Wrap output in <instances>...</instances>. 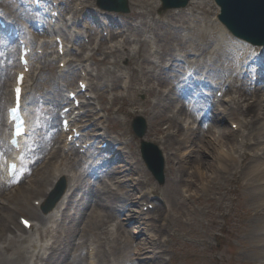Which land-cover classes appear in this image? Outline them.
Segmentation results:
<instances>
[{
  "label": "bare ground",
  "instance_id": "bare-ground-1",
  "mask_svg": "<svg viewBox=\"0 0 264 264\" xmlns=\"http://www.w3.org/2000/svg\"><path fill=\"white\" fill-rule=\"evenodd\" d=\"M20 1L25 0H0V17L8 23V27L12 25L16 31H20L22 34L20 37L27 44L34 42L28 31H24L17 17L27 22L32 31L35 29L54 33L45 36L42 40L38 39L33 47L34 51L42 48L43 53V46H50L56 36L61 37L64 43L62 55L57 53L55 44L52 57L47 61V52H45L42 55L45 58L44 64L33 65L31 76L26 73L23 103L26 105L27 102H32L39 97L37 95L40 92H44L41 97L45 103L52 106L53 110L55 106L64 102L71 104L72 101L68 102L66 95L62 94L57 80L62 78L67 81V91L72 88L77 89L78 85H74L73 81L77 73H80L78 80L86 82L87 89L85 95L83 93L80 96V105L71 108L67 112V117L71 126L78 127L82 131L81 137L86 138L81 142L91 141V146L79 154V148H74L65 140L71 130L64 133L60 125L56 127L58 115L51 112V106L48 107V112H51L48 117L53 124L50 127L42 124L43 104L39 105L34 119L28 121L29 130L33 128L31 137L27 139L20 152H14L18 155V159L23 156L25 173L30 176L28 180L24 182L23 179L14 187L15 193L4 191L8 190L10 182L4 173L3 163L6 157L12 154L6 143L8 128L5 108L12 102L11 86L19 64L17 44L6 36V30L0 29V155L3 154V159L5 158L3 163L0 158V264H19L23 260H27L29 264L36 262V264L40 262L42 264H167L174 257L171 255L168 261H165L164 252L180 242L176 231L194 241L191 249L199 259L206 260L211 257V248L206 246L207 238L212 233L211 228L206 227L200 231L198 221L201 216L209 218L210 225L214 224L215 220L211 218V214L214 209L223 206L219 192L222 186L215 180H210L199 187L209 191L208 198L203 197L200 189L184 195L182 186L187 191L186 189L195 185V179L188 178L186 167L191 161H200L201 165L211 166L212 162L201 157L204 151L201 149L205 146L215 148L214 141H220L228 148L222 146L218 148V155L215 156L219 163L217 171H230V175L234 176L237 173L236 165L240 164L242 168V162L250 160L243 170L249 187L254 178L264 174V109L262 114L256 112L264 107V93L259 94L260 86H257V90L250 92L251 103H246L243 107L248 92L245 87L246 82L243 80L240 85L234 84L236 78L245 79L250 71L253 72L252 75L256 74L253 71L256 68L255 71L260 75V79L264 80V73H261L264 71V47L260 46L262 47L260 55L256 52L255 55H250L252 52L248 53V49L245 50L243 46L248 44L232 36L217 18L219 7L213 0H190L185 7L170 9L163 16L156 18L151 15L153 10L162 7L159 0H134V4L139 8H131L126 16L117 20V25L108 18L106 11L100 10H110L111 6L108 5L111 0H101L105 5L99 6L100 9L94 7V11L88 10L94 5L91 4V0H84L79 3L81 4L79 7L74 3L71 24L78 23L82 21L80 18H83L95 26H100L96 17L101 16L104 19L102 29L109 30V38L120 36L122 40L110 44L105 50H94L92 47L94 52L90 54L84 52L81 57L72 60L68 57L69 52L72 51L69 43L71 39L80 43L81 34L67 36L66 32L57 26L58 19L55 24L50 25L48 20L52 15L47 19L38 10L33 14L34 9L25 5L23 10L15 8ZM41 1L42 9L50 6L49 0ZM95 1L98 6V0ZM232 1L238 3V6L228 7L227 16L230 20L244 19L242 7L239 6L242 0ZM132 4L127 2L128 9ZM51 9L54 7L48 12H51ZM247 19L252 23L250 18ZM252 24L258 28L256 24ZM112 28H116V31ZM263 29L261 32L264 33ZM92 30L94 28H88L86 32L90 35ZM258 30L260 32L259 28ZM143 34L144 37L140 38ZM170 40H175L176 47L170 43ZM132 43H136V46L132 47ZM154 43L160 44L154 48ZM80 44L88 50L86 45L82 42ZM96 51H100L103 57L94 56ZM15 54L16 59H14ZM53 56L58 58V62H63L64 68L58 66L57 71H51L50 75L44 74L45 65L52 61ZM108 57L113 58L110 62L112 67L100 68L101 64L109 62ZM122 58L128 61L126 69L119 66V60ZM89 62L98 68L94 75L96 82L87 81V76L92 74L88 67ZM132 63H135L136 67L131 66ZM38 68L40 73L34 78L32 75L36 74ZM29 78L34 81L30 83ZM120 86L126 92L124 94L128 99L126 104L129 103L134 111H139L150 119L146 134L156 137L155 134L158 132H164L160 139L162 141L160 147L163 150L162 159L164 156L167 161L169 176L167 188L171 194L168 198L164 197V191L159 190L142 172L130 141L124 139V131L112 137L108 135V127L115 119L113 113L125 112L126 109L123 111L121 108H113L112 105L118 98L117 94L110 98V105L106 106L105 93ZM198 86L202 89L223 86L225 94L214 102L205 96L202 89L197 92ZM232 88H235V91ZM93 89L97 91L95 103L90 97L88 99L85 97ZM32 90V97L26 95ZM217 90L219 89L215 92ZM136 92L144 95L145 98L141 102L134 96ZM24 99H28L27 102ZM223 102L226 103L224 107H222ZM213 106L218 108V113L222 114L224 119H230V125L236 123L237 129L234 132L237 140L234 143H231V133L220 129L213 141L202 138L204 133H210L216 127L214 124V121L218 120L216 115L209 116ZM201 110L203 112L199 121L201 126L203 123L202 129L199 126L194 128L192 124ZM74 112H80L81 117L76 120ZM238 113L244 116L250 114V119L243 121L236 117ZM82 118L87 120L83 121ZM122 121L123 119L121 123H125ZM163 121L168 122V125L161 129L158 126ZM92 126L96 127L97 131L93 132L94 136L88 137ZM172 126L176 127L174 132L168 130ZM100 138L108 143L105 149H101L97 144ZM55 142L57 145L52 147ZM246 144L251 146L252 152L242 151V147L247 146ZM66 149L71 151V155L65 152ZM109 152L112 153L109 155ZM39 159L41 163L37 162ZM191 173L197 174L200 179L205 177L201 167H195ZM57 178L67 180L66 191L55 205V210L40 213L39 209L52 197H56L59 186L52 189L48 197L46 194L48 186H51L53 179ZM253 187L259 188L258 190L264 193V182ZM29 196L32 197V201L39 200V204L29 206ZM158 196L165 202H170L169 206H166L167 210H164L160 200L156 203L152 200H158ZM191 201L197 202V208L191 207ZM261 202L264 206V199ZM149 205L152 209H156L155 214L152 213ZM128 209L133 213L128 214L129 217L123 223L118 216L123 210ZM13 210L15 212L22 210L31 214L29 220L32 221V226L29 230L32 232L34 226L36 234L31 236L11 230L16 226L11 212ZM181 214L186 215L183 221L180 219ZM132 222L135 223V230L131 232L136 235L141 234L137 240H134L127 228ZM23 230L26 232L24 228ZM261 232H264V227ZM76 233L80 235L78 241L74 240ZM181 243V246H187ZM199 245L205 246L209 253L203 250L205 248H197ZM173 251L175 252L174 249ZM200 251L202 252L198 253ZM256 257L258 259L251 264H264V252H256ZM218 259L224 261L220 254Z\"/></svg>",
  "mask_w": 264,
  "mask_h": 264
},
{
  "label": "rangeland",
  "instance_id": "rangeland-1",
  "mask_svg": "<svg viewBox=\"0 0 264 264\" xmlns=\"http://www.w3.org/2000/svg\"><path fill=\"white\" fill-rule=\"evenodd\" d=\"M84 2V0H50V4H58V9L60 11V20L58 21V26H60L65 32L66 34H72L75 35L77 33L81 34L80 37V41L86 45L88 47V50H85L82 48V46L79 45V43H77L75 46L72 45V49L74 48V51H72L69 55L70 59H78L79 57L82 56V54L85 53H92L94 52L92 47H94L95 49H108V46L112 43H119L122 40V37L118 36L117 38H111L109 39V30H103L102 27L104 26V19L100 16V18L96 17V21L98 20V22H100L98 25L100 26H95L93 23H90L89 21L84 20L83 18H80L82 21L78 22V23H74L71 24V20L73 19V10L75 8L72 9L74 3L76 4V7H79L80 2ZM128 4L131 2L133 3L132 6L129 8L128 11L126 12H117V11H107V10H103L99 8V4L97 6V2L95 0H91V4H94L93 6H91L88 10H92L94 11V7L102 10V11H106V15L108 16V18H110V20L117 25V20L120 19V17L126 16L131 8L134 9H138L139 7L136 6L134 4V0H127ZM150 1V0H149ZM190 0H188L189 2ZM187 2V3H188ZM96 4V5H95ZM31 7L32 5V0H25V1H20L19 3H17L15 5V8L17 9H21L23 10L24 7ZM187 5V4H186ZM51 7V6H50ZM49 7V8H50ZM49 8L44 9L42 11H40V14L43 13V15L46 17V12L49 10ZM158 9V8H157ZM157 9L153 10L152 13V17H158V16H163L164 13H158ZM33 13V12H32ZM17 16V15H16ZM150 16V15H149ZM212 17V14L210 15ZM18 18V17H17ZM148 19V16L146 17ZM18 20H20L21 24H25V21L21 18H18ZM137 21L139 20L136 19ZM46 22V21H45ZM46 24V23H45ZM113 24V25H114ZM28 25V24H27ZM24 26V25H23ZM88 28H94V30L91 31L92 34H88V32H86V30ZM113 31H116V28H112ZM168 30V28H167ZM47 32V31H46ZM157 32H159V29L157 28ZM172 32V31H171ZM41 34H45L44 32H39V31H33L32 34H29L30 37H36L38 38ZM85 34V36H84ZM168 36V35H167ZM132 37V35H131ZM144 37V34L140 36V38ZM173 46H175V40H170ZM75 44V42H74ZM160 44V43H159ZM159 44H153L154 48L156 46H158ZM132 47L136 46V43H132L131 44ZM176 47V46H175ZM245 50L248 49L247 46H245ZM85 48V47H84ZM46 52L47 54L50 56V52L51 50H54V45H50L49 47H46ZM44 49V50H45ZM40 50V49H39ZM186 51V50H185ZM172 52H174V50H172ZM249 52V50H248ZM178 53V52H176ZM98 58H102L103 55L101 54L100 51H96L95 55ZM49 58L47 56V61L49 60ZM14 59H16V54L14 55ZM44 59L45 58H41L40 59V64H44ZM112 57H108L109 62L105 63V64H101L100 68H107L108 66H110V68L112 67L110 62L112 61ZM128 65V61L126 58H122L121 60H119V66L120 68H125ZM60 66V62H57V59H53L52 61H50L48 63V65H45V71L44 74L50 75L51 71H57V67ZM131 66L136 67L135 63H132ZM62 68V67H61ZM118 67V69H120ZM89 70L91 71V75L88 76L89 78V82H96L97 79L95 78V73L98 71V68L96 67V65H94L93 63L89 62ZM100 71V70H99ZM122 71V70H121ZM39 69L36 70V75H38ZM256 78V80H255ZM246 82V89L248 90V92L246 93L245 97L246 100L244 102V106L246 105V103H251L252 101V95L250 94V92L252 93L254 90H257V86L259 85L260 90H258V93L263 94L264 93V86L262 87L259 83H262V80H258L257 75H252V72H249V74L245 77V79L243 78L238 79L236 78L234 80V84L235 85H240L242 81ZM253 80H255V83H251ZM76 81V78L74 79V83ZM57 82L59 83V86L61 87V92L64 93L66 92V90L64 88L66 82H64V80L62 79H58ZM254 82V81H253ZM256 85V86H255ZM135 88H137L136 85H134ZM233 91H235V88H232ZM217 91L222 92L221 95H217ZM216 93L214 94V90H212V95L214 96V98H219L222 97V95L225 93L222 88H220V90H217ZM33 92V90L31 91ZM27 93V95H29L30 97H32V93ZM94 92L93 97L96 95V90L94 89L92 91V93ZM218 92V93H219ZM44 94V92H40L37 96H39L38 98L32 100V103H30V112H31V117L32 119H34L35 115L37 114L36 108L37 110H39V105H42L41 108L43 110V114H44V118L42 119V124H44L45 126H52L53 123H50V113L53 111L55 113V115H57V108L58 106H55L54 110L52 109V106L50 104H47L44 102V99L41 97ZM115 94L118 95V98L114 101L113 103V108L117 109V108H121L123 111L124 109L125 112H117V113H113V116L115 117V119L113 121H111L110 126L108 127V135L110 137L116 135L118 132L124 131L125 133V137L124 139L129 140L130 141V145L133 149V153L136 156V159L138 160V165L141 166L142 172L146 175V177L159 189V190H163L164 191V197L168 198L171 194L169 193V189L167 188L168 185V172H167V168H166V159H164V181L162 183H159L157 180H155V178L152 176V174L150 173V171L146 168L145 163L143 162L142 158H141V154H140V144H139V138L136 137L132 131L131 128V120L133 117H135L136 115H141L145 121H146V131L148 129V121H150L149 118L145 117L144 115H142L139 111H134L129 103H127L128 99L127 97H124V94H126V92L124 91V89L120 86V88L117 89H113L111 91H108L105 93V102L104 104L106 106L110 105V98H112ZM264 95V94H263ZM119 96H122V98H119ZM136 99L138 101H142L145 97L142 93H138L136 92L135 95ZM218 96V97H217ZM92 102H96L95 98L91 99ZM226 103H223L222 107L225 106ZM93 105V104H91ZM220 105V108H222ZM51 106V112H48V107ZM140 108V107H139ZM2 109V107H1ZM226 109V108H225ZM264 107H261V109H258L256 112H259L260 114H262L261 112L263 111ZM227 110V109H226ZM218 108L214 107L212 108V110L210 109L209 111V116L211 115H216V118L218 120L214 121V124H216V127L212 129V131L210 133L206 132L204 133L202 136V138H204L205 140L210 139L211 141L214 140V138H216V136H218V129H220L221 131H228L231 133V143H234L235 140H237L236 134H235V129H233L232 127H230V119H224L222 114L218 113ZM102 112V111H101ZM167 112V111H166ZM165 112V113H166ZM126 113V114H124ZM249 113V112H248ZM250 114L244 116L241 113H238L236 115V117H238L239 119L243 120V121H248L250 119ZM49 116V117H48ZM222 117V118H219ZM198 118V117H197ZM121 119H123L122 122L125 123H121ZM115 122V123H114ZM256 123V122H255ZM207 124V121L205 123V125ZM209 124V123H208ZM168 125V122L163 121L162 123H160V125L158 126L161 129H164L165 126ZM193 127H202L201 126V122L200 121H194L193 122ZM204 125V126H205ZM58 126V120L56 121V127ZM176 126H178V124H176ZM179 128V127H178ZM182 129V127H180ZM97 128L92 126V129L89 130V135L95 131ZM176 129L175 126H172L171 128H169V131L174 132ZM202 129V128H201ZM183 130H185V128H183ZM146 131L143 135V139L150 141L154 144H156L161 153H162V148L160 146H162V141L160 139H162V136L164 135V132H158L155 136H153L152 134H146ZM109 137V138H110ZM180 137V136H179ZM230 137V138H231ZM101 140V139H100ZM98 140L97 144H99ZM175 140V139H174ZM251 141H253V139H251ZM249 141V142H251ZM176 142V140H175ZM228 142V140H227ZM57 142H55L52 147L56 146ZM213 145L215 146V148L211 147L209 148V146H205L203 149L204 150L201 153V157H204L207 161L212 162L211 166H209L208 164H202L200 163V161H191L190 164L187 165V176L189 179H195V185L193 187H190V189H186L187 191H185V187L182 186V193L184 195H187L188 193H192L194 192L193 190L197 191L198 189H200L199 187H201L202 183H206L209 182L210 180H215L216 182H218L222 188L219 189V192L221 193V200L220 202H222V205L220 208L218 209H214L213 210V214H211V218H213L215 220L213 225H210V221L209 218H202L201 216H199L200 221H198V224H200V226H198V229L200 231L204 230L206 227H210L211 228V235L207 238V242H206V246L211 248L210 252L212 254L211 257H208V259L206 260H202L199 259L198 256L195 254L194 250L191 249V245L194 244L193 240H190L189 237L183 235L181 232H175L177 237L180 239L179 243L174 244V248H170L168 249V251L164 252V258L165 261H168V257H170L171 255H173L174 258H172L171 262H168L167 264H251L252 261H255L258 259V257H256V252H264V232H261V230H263L264 227V206L262 205L261 200L264 199V193L261 192L260 190H258L259 188L257 187H253L255 184H259L260 182H264V174L260 177H256V179L254 178L252 181L251 186L249 187L247 182H246V177L244 176V167L246 166V164H248V162L250 160H245V162H242V168L240 164L236 165L237 168V173L234 176H231L230 171L227 172H221V171H217L216 169L219 167V163L218 161L215 159V156L218 155V148L219 147H224L225 149H227V145L222 144L220 141H214ZM247 146H243L242 147V151L246 150L248 152H252L251 146H249L248 144H246ZM174 146V144H173ZM176 146V145H175ZM251 149V150H250ZM165 150V149H164ZM259 150V149H258ZM167 151V150H165ZM66 152V151H65ZM261 152V151H260ZM112 153V152H111ZM109 152V155L111 154ZM68 155H70V153H68ZM163 155V153H162ZM47 156V155H46ZM2 157V155L0 156ZM45 157V155H44ZM73 157V156H71ZM41 163V159H39L37 162ZM36 162V163H37ZM25 163V159L22 157V166ZM195 167H201L203 170V173L205 175L204 179H200L197 174H192V170ZM25 168L22 167L21 172L18 173V176H16V179L12 180L10 182V185L8 186V190L5 189V192H16V190H14V187L20 183L21 180L24 179V182L26 180H28L29 176L28 174L25 173ZM233 171V170H231ZM63 185H64V191L63 193L66 191V185H67V180L65 178H63ZM61 182L60 178L57 179H53V182L51 184V186H48L47 189V194L46 196L48 197L49 193L51 192L52 189H54V187ZM26 186V184H25ZM254 188H257V190H254ZM200 193H203V197L204 198H208L209 197V191L207 189H200ZM63 195V194H62ZM61 195V196H62ZM61 198V197H60ZM181 198V197H180ZM4 200V199H3ZM60 200V199H59ZM59 200L55 203V205L59 202ZM154 201V203L158 202L159 200L162 203V206L164 208V210H167L166 206L168 205V203L170 204V202H165L164 200L161 199L160 196H158V200L157 199H152ZM28 201H29V206L30 205H34V203L36 200L32 201V197L29 196L28 197ZM154 203H152V206L154 205ZM191 207L193 208H197V202L195 201H191L190 202ZM55 205L51 210H55ZM151 205V203H150ZM9 206H12V204H9ZM169 206V205H168ZM13 209V208H12ZM11 209V210H12ZM136 210L138 208H135ZM144 209H146V206L144 205ZM50 210V211H51ZM40 213H44L43 209H39ZM152 213H156V209H152L151 208ZM12 215L14 216V223L16 226L12 225V223H10L11 226H14L11 230L15 231V232H21L24 234H30L31 236H33L34 234H36L35 229L31 232V231H26L24 232V230L22 229L20 223H19V219L18 216H24L26 218H30L32 217L30 213L26 212V211H22V210H18L17 212H15L14 210L11 211ZM49 212V211H48ZM69 212V211H68ZM133 213L132 210L128 209L126 211L123 210V212L121 214H119V217L121 219V222H126V218L129 217L128 214ZM184 214L180 215V219L183 221L185 219ZM134 224L135 223H129L127 225L128 230H135L134 228ZM197 224V225H198ZM6 234H11L10 232H6ZM26 234V235H27ZM134 240H137V238H139V236L141 235H136V233L131 232ZM79 233L75 234V241H78L79 238ZM181 242L187 244V246H181ZM180 248V249H179ZM197 248H205V246L199 245L197 246ZM173 249L175 250V252L173 251ZM204 251H207L206 248L203 249ZM202 251L198 252L201 253ZM207 253H209V250L207 251ZM222 255L223 257V262L219 261L218 256ZM180 256V257H178ZM218 260V262H217ZM37 263V262H36ZM35 263V264H36ZM19 264H29L27 260H23L20 261ZM39 264H42L41 262Z\"/></svg>",
  "mask_w": 264,
  "mask_h": 264
},
{
  "label": "water",
  "instance_id": "water-1",
  "mask_svg": "<svg viewBox=\"0 0 264 264\" xmlns=\"http://www.w3.org/2000/svg\"><path fill=\"white\" fill-rule=\"evenodd\" d=\"M113 1L116 5V7H115L116 9H120L122 11H127L126 0H113ZM217 1L219 3L221 2V0H217ZM162 3H163L162 9H166L169 7L183 6V5H185L186 0H178V2L176 0H162ZM249 3H250L249 0L240 1V4L245 9L247 7H249V9H255L253 15L256 18V23L259 22L257 25H260V28L263 29V27H264V11H262L258 15V13H256V10H258V9H256L255 6H250ZM222 7H223L222 15L220 17L225 22V24L227 25V27L229 29H231L237 35H240V36L248 39L249 41H251L253 43L264 42V40L259 39L258 37H256V35L247 31L245 29V27H242V29H240L238 27V25L236 24V21L233 18L230 20L229 16H227L226 9L224 8V4H222ZM242 12H245V11L242 9ZM132 125H133L134 131L136 132V134L138 136H142V134L144 133V130H145V125L143 123L142 118L136 117L133 120ZM141 144H142L141 150H142L143 156H144L151 172L153 173L155 178L160 183H162L164 178H163V172H162L163 162H162V156H161L160 151L156 148V146L152 145L151 143L142 141ZM150 147H152L155 151L151 152Z\"/></svg>",
  "mask_w": 264,
  "mask_h": 264
},
{
  "label": "snow or ice",
  "instance_id": "snow-or-ice-1",
  "mask_svg": "<svg viewBox=\"0 0 264 264\" xmlns=\"http://www.w3.org/2000/svg\"><path fill=\"white\" fill-rule=\"evenodd\" d=\"M17 94L19 95V92H20V89L17 88ZM13 111H15V109H13ZM19 135V133H17ZM23 223L25 224V226L27 227L28 226V222L27 221H23Z\"/></svg>",
  "mask_w": 264,
  "mask_h": 264
}]
</instances>
